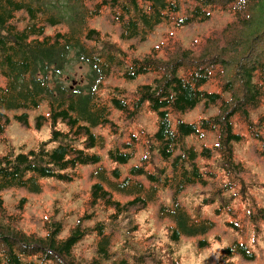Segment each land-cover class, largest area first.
<instances>
[{
  "label": "trees",
  "instance_id": "1",
  "mask_svg": "<svg viewBox=\"0 0 264 264\" xmlns=\"http://www.w3.org/2000/svg\"><path fill=\"white\" fill-rule=\"evenodd\" d=\"M181 1L0 0V132L8 120L4 119L5 110L24 109V120L26 109L37 107L44 98L48 100L51 119V137L42 141L38 149L10 151L0 157V192L15 186H33L45 177L70 182L80 165L98 162L90 199L93 204L114 206L111 218L116 220L125 213L128 204L146 206L161 190L170 188L173 203L162 204L158 215L172 221L168 232L171 242L178 244L183 237H190L201 249L210 245L206 235L215 221L199 210L196 214L188 211L178 195L193 183L204 184L213 179L217 173L211 167L213 158L218 161V169H239L234 145L243 141L244 135L236 130L235 122L244 123L264 150V125L259 126L250 117V110L259 107L264 99V0H185L192 7L188 14L179 16ZM107 8L127 38L145 36L162 21L188 24L207 20L214 8L228 9L234 17L219 38H207L197 51L177 46L163 59L157 50L167 48L168 43L154 46L142 57H132L126 77L135 78L149 71L157 75L151 82L140 84L131 97L119 87L101 96L99 90L115 65V53L122 50L88 23ZM59 25L64 28L47 31L48 27ZM74 59L87 62L90 69L85 80L67 85L60 76ZM211 79L220 91L200 88ZM201 100L208 107L218 105V112L199 122L186 121L178 115L173 125V114L185 112ZM112 108L129 117L143 109L157 115L156 131L145 133L147 140L142 141L147 146L142 163L132 165L124 176L119 167L108 172L99 155L73 143L72 133L84 130L88 133L87 144L102 142L103 137L92 133L89 126L108 122ZM45 119L41 115L38 125ZM262 120L260 116L257 121ZM59 121L66 122L69 131L60 130ZM84 121L88 125L81 123ZM205 130L217 135L212 148L204 145L199 150L195 144L187 143L190 135H203ZM50 141L57 143L48 148ZM125 145L132 148L122 150L117 146L109 151L122 164L129 162L137 149L133 141ZM201 157L206 160L204 164ZM137 177H144L148 184ZM114 191L133 197L121 203L113 197ZM205 203L204 198L200 207ZM258 211L264 215L262 209ZM88 227L78 223L67 236L60 237L62 224L53 221L45 235L26 234L7 214L0 196V264H102L100 257L110 264H130L123 258L111 257L110 240L102 222ZM91 229L100 236L97 254L81 257L75 247ZM236 254L246 259L256 256L246 243L234 240L222 248L221 259Z\"/></svg>",
  "mask_w": 264,
  "mask_h": 264
},
{
  "label": "rangeland",
  "instance_id": "2",
  "mask_svg": "<svg viewBox=\"0 0 264 264\" xmlns=\"http://www.w3.org/2000/svg\"><path fill=\"white\" fill-rule=\"evenodd\" d=\"M182 8L178 15L189 13L191 3L182 0ZM233 13L228 9H210V17L204 21L195 20L188 24L162 21L148 31L145 36L127 38L122 36V28L117 21L111 18L108 8L89 21V26L106 34V39L116 42L122 51L115 53V65L109 75L103 80L99 90L101 96H106L109 90L119 87L131 97L140 84L148 83L157 75L149 71L135 78L124 75L129 68L132 57H142L155 46L170 45L157 50L158 56L166 59L175 47L199 50L205 40L213 36L219 38L226 30L227 23L233 19ZM63 29V25L48 27ZM225 28V29H224ZM232 54H226L231 56ZM111 63V66H112ZM90 65L77 59L71 60L60 78L67 85L85 80ZM1 80V78H0ZM200 88L208 91H220L217 82L207 81ZM225 92V96H228ZM218 105L206 106L205 100L198 102L193 108L185 112L172 115L175 126L177 116L186 121L199 122L202 117L207 118L218 112ZM24 109L5 110V128L0 132V157L14 151L27 152L38 149L41 142L51 137L50 108L47 98H44L37 107L26 109L27 116L23 120L21 114ZM41 115L45 119L40 125ZM263 120L258 122L259 117ZM250 117L259 126L264 125V99L261 105L250 110ZM88 125V122H81ZM236 130L244 135L243 141L234 145L236 162L239 169L227 171L218 169V161L213 158L211 163L217 173L207 183H193L187 186L179 195L178 200L190 212L201 213L215 221L214 227L206 235L210 245L206 248L197 247L196 239L183 237L178 244L171 242L168 232L172 221L167 217H159L158 209L162 204L173 203V190H161L159 196L146 206L128 204L127 210L117 219L111 218L115 212L114 206H105L103 203L93 204L91 186L96 181L94 170L98 162H89L80 165L72 181L64 182L54 177L39 178L36 185L15 186L4 189L0 196L4 200L7 214L13 216L18 227L26 234L45 235L48 226L53 221L62 224L60 237L68 235L70 230L80 224L82 227L92 228L97 222L104 224L105 233L109 237L108 249L111 257L123 258L130 264H264V150L255 137L241 121L235 122ZM58 128L69 131L66 122L59 121ZM76 129V127L74 128ZM95 135L103 137L102 142L87 144L88 133L84 130L80 134H73V143L86 152L96 153L108 172L119 167L123 176L129 172L134 164L142 163L147 146V134H153L157 129V115L149 109H143L139 114L129 117L112 108L109 121L96 126H89ZM135 136L136 140H134ZM133 141L137 144L133 156L127 163L110 155V149L119 146L122 150H130L125 143ZM143 141V142H142ZM57 142L50 141L48 148ZM187 143L195 144L200 150L204 145L213 147L217 143V135L213 131L205 130L203 135L194 134L187 138ZM201 157L200 162L206 160ZM148 167V166H147ZM112 173V172H111ZM148 182L144 177H137ZM113 197L121 203H127L132 195L114 191ZM221 195V196H220ZM213 196V198H212ZM205 198L207 203L200 207ZM115 220V221H114ZM100 236L96 229H91L75 247V253L81 257L91 258L97 254V241ZM234 240L246 243L254 252V259H246L239 254L230 258L221 259L222 248ZM102 264H110L108 259L101 258Z\"/></svg>",
  "mask_w": 264,
  "mask_h": 264
}]
</instances>
